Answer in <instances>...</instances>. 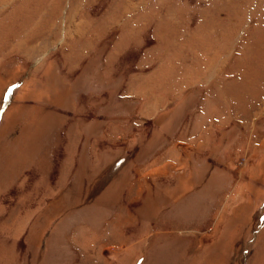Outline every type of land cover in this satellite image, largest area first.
<instances>
[{
  "label": "rangeland",
  "instance_id": "obj_1",
  "mask_svg": "<svg viewBox=\"0 0 264 264\" xmlns=\"http://www.w3.org/2000/svg\"><path fill=\"white\" fill-rule=\"evenodd\" d=\"M0 264H264V0H0Z\"/></svg>",
  "mask_w": 264,
  "mask_h": 264
}]
</instances>
